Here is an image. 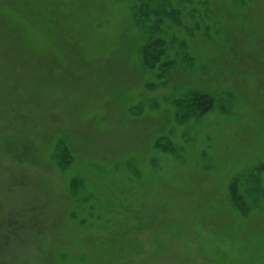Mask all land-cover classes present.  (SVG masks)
<instances>
[{
	"label": "rangeland",
	"instance_id": "obj_1",
	"mask_svg": "<svg viewBox=\"0 0 264 264\" xmlns=\"http://www.w3.org/2000/svg\"><path fill=\"white\" fill-rule=\"evenodd\" d=\"M0 264H264V0H0Z\"/></svg>",
	"mask_w": 264,
	"mask_h": 264
}]
</instances>
